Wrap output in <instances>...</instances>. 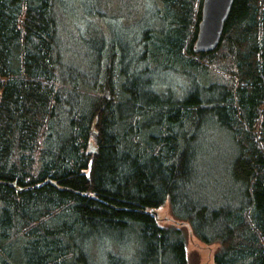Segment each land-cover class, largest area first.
<instances>
[{
    "label": "trees",
    "instance_id": "1",
    "mask_svg": "<svg viewBox=\"0 0 264 264\" xmlns=\"http://www.w3.org/2000/svg\"><path fill=\"white\" fill-rule=\"evenodd\" d=\"M73 1L99 14L0 0V264H188L166 203L213 264H264V0H234L207 53L202 0H158L165 29L89 71L67 63Z\"/></svg>",
    "mask_w": 264,
    "mask_h": 264
},
{
    "label": "rangeland",
    "instance_id": "2",
    "mask_svg": "<svg viewBox=\"0 0 264 264\" xmlns=\"http://www.w3.org/2000/svg\"><path fill=\"white\" fill-rule=\"evenodd\" d=\"M101 1H95V4L99 5L98 15L88 14L81 1H73L67 8L65 6L64 15L61 17V34L65 36L67 43V63L77 66L82 71L95 69L93 54H96V51L100 50L102 54L111 48L120 54L127 51L121 38L128 33L135 44L146 25L155 26L157 29L166 25L163 20L156 17L157 11L161 14L164 9L158 0ZM75 3L79 5V10L71 12ZM76 19L78 20L75 21ZM117 29L125 35L119 34ZM164 29L165 27L161 30ZM216 160H210V165H216L218 162ZM156 217L161 225L175 224L184 228L188 264H213L216 243L204 244L199 241L186 223H179L172 217L167 203L157 210Z\"/></svg>",
    "mask_w": 264,
    "mask_h": 264
},
{
    "label": "water",
    "instance_id": "3",
    "mask_svg": "<svg viewBox=\"0 0 264 264\" xmlns=\"http://www.w3.org/2000/svg\"><path fill=\"white\" fill-rule=\"evenodd\" d=\"M233 1L202 0L201 15L193 45L194 52L207 53L217 48ZM154 212L156 215L157 211Z\"/></svg>",
    "mask_w": 264,
    "mask_h": 264
},
{
    "label": "bare ground",
    "instance_id": "4",
    "mask_svg": "<svg viewBox=\"0 0 264 264\" xmlns=\"http://www.w3.org/2000/svg\"><path fill=\"white\" fill-rule=\"evenodd\" d=\"M85 10H86V9H85ZM86 11H87V10H86ZM87 13L90 14V11H87ZM123 34H124V33H123ZM124 35H125V34H124ZM125 36L127 37V39L129 38L128 41L131 42V37H130L129 33H128V35H125ZM194 41H195V40H194ZM193 45H194V44H193ZM99 54H102L100 50H99ZM125 56H126V65H128V60H127L128 57H127V54H125Z\"/></svg>",
    "mask_w": 264,
    "mask_h": 264
}]
</instances>
